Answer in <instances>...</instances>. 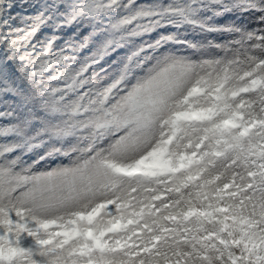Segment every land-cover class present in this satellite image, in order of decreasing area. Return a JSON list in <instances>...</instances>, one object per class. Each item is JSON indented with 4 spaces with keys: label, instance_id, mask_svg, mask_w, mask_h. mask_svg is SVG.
Wrapping results in <instances>:
<instances>
[{
    "label": "snow or ice",
    "instance_id": "obj_1",
    "mask_svg": "<svg viewBox=\"0 0 264 264\" xmlns=\"http://www.w3.org/2000/svg\"><path fill=\"white\" fill-rule=\"evenodd\" d=\"M0 264H264V0H0Z\"/></svg>",
    "mask_w": 264,
    "mask_h": 264
},
{
    "label": "rangeland",
    "instance_id": "obj_2",
    "mask_svg": "<svg viewBox=\"0 0 264 264\" xmlns=\"http://www.w3.org/2000/svg\"><path fill=\"white\" fill-rule=\"evenodd\" d=\"M242 22V21H241Z\"/></svg>",
    "mask_w": 264,
    "mask_h": 264
}]
</instances>
